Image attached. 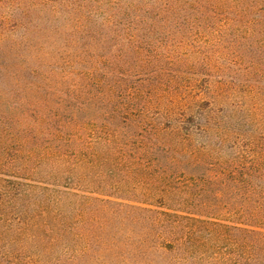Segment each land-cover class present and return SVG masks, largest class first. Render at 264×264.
<instances>
[{
  "label": "rangeland",
  "instance_id": "obj_1",
  "mask_svg": "<svg viewBox=\"0 0 264 264\" xmlns=\"http://www.w3.org/2000/svg\"><path fill=\"white\" fill-rule=\"evenodd\" d=\"M36 1L0 0V264H245L243 229L264 233V0L153 4L144 46L178 88L113 119L59 81L70 37L36 32Z\"/></svg>",
  "mask_w": 264,
  "mask_h": 264
},
{
  "label": "trees",
  "instance_id": "obj_2",
  "mask_svg": "<svg viewBox=\"0 0 264 264\" xmlns=\"http://www.w3.org/2000/svg\"><path fill=\"white\" fill-rule=\"evenodd\" d=\"M198 1L200 0H37L35 9L40 13L37 22L33 24L39 34L40 32L45 34L47 30L60 34L68 31L70 38L66 43L70 50L64 54L66 57L63 58L57 47V51L53 53L55 57L63 58L67 64L66 70L61 69L63 73L59 81L64 83L66 77H72V82L64 88L68 90L67 87H70L76 96L85 95L87 99L85 108L95 106V109L110 114L113 119L119 111L130 113L137 110L143 114L144 109L138 104H135L137 109L131 107L132 100L140 98L145 89L150 97H155L157 103L164 98L167 86L173 89L179 85L178 69L162 66L161 62L166 56L162 47L158 45L149 51L144 46V14L154 4L155 7H159L155 10L156 13L164 6L163 10H166L169 16H176L186 12L185 8L192 7L193 3ZM23 6L25 13L26 4ZM130 15L132 17L129 18ZM15 26L27 28L29 22L18 19ZM112 39H115L114 42L106 48V42ZM153 41L158 44L156 39ZM86 53H89V57ZM32 83L35 85L36 81ZM38 88L36 84L35 91ZM171 94L173 97L170 103L179 110L180 115L199 119L202 117L197 98L184 104L180 99L181 92L176 90L175 94L174 92ZM60 101L63 102L64 98ZM71 111L73 112L71 118H74L76 108ZM187 111L190 112L185 113ZM243 231L248 238L245 243L248 252L245 264H256L251 251L254 249L264 252V233L248 228H244ZM262 258L258 264H264V255Z\"/></svg>",
  "mask_w": 264,
  "mask_h": 264
}]
</instances>
